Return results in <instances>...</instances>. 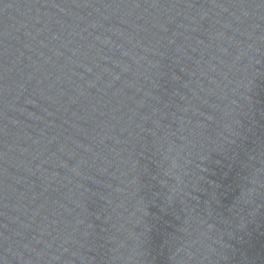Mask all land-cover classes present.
I'll list each match as a JSON object with an SVG mask.
<instances>
[{"label":"water","instance_id":"1","mask_svg":"<svg viewBox=\"0 0 264 264\" xmlns=\"http://www.w3.org/2000/svg\"><path fill=\"white\" fill-rule=\"evenodd\" d=\"M0 264H264V0H0Z\"/></svg>","mask_w":264,"mask_h":264}]
</instances>
